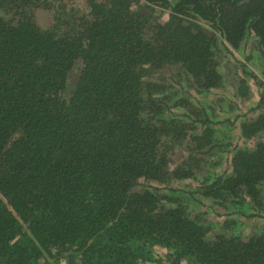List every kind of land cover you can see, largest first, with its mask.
Instances as JSON below:
<instances>
[{
	"label": "trees",
	"instance_id": "1",
	"mask_svg": "<svg viewBox=\"0 0 264 264\" xmlns=\"http://www.w3.org/2000/svg\"><path fill=\"white\" fill-rule=\"evenodd\" d=\"M84 4L0 0V264H264V0Z\"/></svg>",
	"mask_w": 264,
	"mask_h": 264
},
{
	"label": "rangeland",
	"instance_id": "2",
	"mask_svg": "<svg viewBox=\"0 0 264 264\" xmlns=\"http://www.w3.org/2000/svg\"><path fill=\"white\" fill-rule=\"evenodd\" d=\"M68 1L69 2H73V3L77 4V5H80V7L81 6L83 7V5H85L84 4V0H68ZM36 16H37V22L42 27H44L46 24L49 23L50 16H49V13L48 12L41 10V11H39L37 13ZM255 54L256 53L253 52V54H251V55H253L254 57H256ZM236 58H237V60H240V61H243L244 60L243 54H241L239 56H236ZM219 69L222 71L223 70V66H220ZM168 78L170 79L171 77H168ZM199 98H200L201 101L205 102L206 104H211L214 101L213 95H205L204 97H200V96L198 97L196 95H193V99H194L195 102L199 101ZM248 105H249V103L242 104L241 105L243 107L242 108V111H245V108H247ZM174 112L180 113V111L179 110H176V109L174 110ZM236 140H237V138L235 136L234 141H236ZM177 155H179V154H177ZM176 156H175V158H173V162L174 163H177L178 162V157H176ZM218 167L219 168H217L216 173L219 172V171H221L223 167L226 168V165L225 166L224 165H219ZM141 183H143V181H141ZM198 184H199V181H183V182H177V183H175L173 185V187L174 188H177L179 190L185 191V192H194V190L198 187L197 186ZM200 202H202V204H206L205 201L204 202L203 201H200ZM201 209H203V206L200 208V210ZM209 214H210L209 217L210 216H213V214H211V212ZM216 221H219V223H221L222 222V219L221 220H218L217 219ZM260 225H261V223H259L257 221H254V220L253 221H245V222H243L241 224L240 230L243 233H245V234L248 235L250 233H256V232H258L259 229H260ZM165 253H166L165 250H163L161 248H154V256L155 257L156 256L157 257H164L163 255H165ZM60 264H66V263H65V261L61 260ZM143 264H150V263H143Z\"/></svg>",
	"mask_w": 264,
	"mask_h": 264
}]
</instances>
